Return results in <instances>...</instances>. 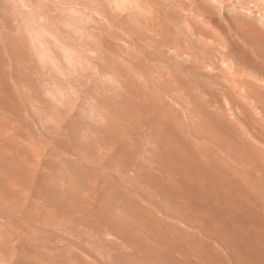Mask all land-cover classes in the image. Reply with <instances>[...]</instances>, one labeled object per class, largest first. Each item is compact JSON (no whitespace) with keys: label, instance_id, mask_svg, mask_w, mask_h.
Returning a JSON list of instances; mask_svg holds the SVG:
<instances>
[{"label":"bare ground","instance_id":"bare-ground-1","mask_svg":"<svg viewBox=\"0 0 264 264\" xmlns=\"http://www.w3.org/2000/svg\"><path fill=\"white\" fill-rule=\"evenodd\" d=\"M0 264H264V0H0Z\"/></svg>","mask_w":264,"mask_h":264}]
</instances>
